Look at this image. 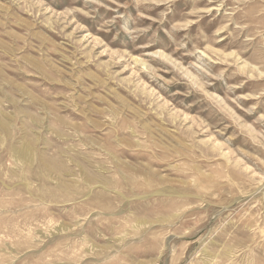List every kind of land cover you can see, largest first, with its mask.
<instances>
[{
    "label": "rangeland",
    "instance_id": "rangeland-1",
    "mask_svg": "<svg viewBox=\"0 0 264 264\" xmlns=\"http://www.w3.org/2000/svg\"><path fill=\"white\" fill-rule=\"evenodd\" d=\"M0 264H264V0H0Z\"/></svg>",
    "mask_w": 264,
    "mask_h": 264
}]
</instances>
